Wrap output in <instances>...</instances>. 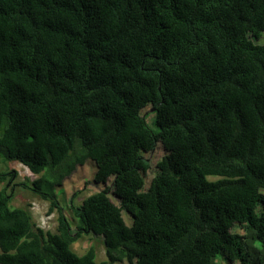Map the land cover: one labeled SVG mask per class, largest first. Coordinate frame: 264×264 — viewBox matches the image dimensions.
<instances>
[{"label": "trees", "instance_id": "16d2710c", "mask_svg": "<svg viewBox=\"0 0 264 264\" xmlns=\"http://www.w3.org/2000/svg\"><path fill=\"white\" fill-rule=\"evenodd\" d=\"M261 32L264 0H0V153L57 212L38 226L0 172V264H264ZM90 233L105 260L71 249Z\"/></svg>", "mask_w": 264, "mask_h": 264}, {"label": "rangeland", "instance_id": "374dc122", "mask_svg": "<svg viewBox=\"0 0 264 264\" xmlns=\"http://www.w3.org/2000/svg\"><path fill=\"white\" fill-rule=\"evenodd\" d=\"M257 43H264V32H261L260 36L257 38ZM148 112L147 120L150 121L153 113L151 109L146 110ZM153 129H156L155 125L152 126ZM163 155V150L161 147H157L150 154L152 163H155ZM15 170L14 177L12 179L6 180L4 184L9 185V188L13 187V197L10 201L12 207H25L28 208L32 215L33 221L43 228L44 230L55 229V218L57 212L53 211L51 214H47L48 202L42 200L38 196L34 195L29 189L23 185H19L21 182H30L32 179L37 177V175L32 174L25 166H23L18 161L9 160L5 158L0 153V172ZM94 169L91 163L87 162L86 164L79 166L76 171L63 183L61 188L56 189L61 206L65 207L64 212L70 217L72 215L70 209L68 208V201L70 200L73 194V203L79 204L81 201L99 189V186L92 183V176ZM214 179V177H211ZM4 184H1L4 185ZM112 197V196H111ZM113 198V197H112ZM124 219L129 224L130 220L127 214H124ZM72 228L74 223L72 222ZM238 231H241L238 229ZM95 248V260L100 262L105 260V251L103 240L101 236L95 234H84L78 238L75 242L72 243L71 249L78 254H82L89 246ZM126 264V263H122Z\"/></svg>", "mask_w": 264, "mask_h": 264}, {"label": "clouds", "instance_id": "9594fccd", "mask_svg": "<svg viewBox=\"0 0 264 264\" xmlns=\"http://www.w3.org/2000/svg\"><path fill=\"white\" fill-rule=\"evenodd\" d=\"M46 213L49 215V214H51V213H53V212L48 213V210H47ZM55 226H56V218H55Z\"/></svg>", "mask_w": 264, "mask_h": 264}, {"label": "built area", "instance_id": "2783aa9c", "mask_svg": "<svg viewBox=\"0 0 264 264\" xmlns=\"http://www.w3.org/2000/svg\"><path fill=\"white\" fill-rule=\"evenodd\" d=\"M47 211V210H46Z\"/></svg>", "mask_w": 264, "mask_h": 264}]
</instances>
